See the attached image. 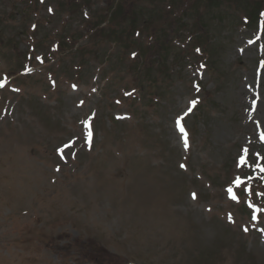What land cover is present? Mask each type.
I'll use <instances>...</instances> for the list:
<instances>
[{
	"label": "rangeland",
	"instance_id": "1",
	"mask_svg": "<svg viewBox=\"0 0 264 264\" xmlns=\"http://www.w3.org/2000/svg\"><path fill=\"white\" fill-rule=\"evenodd\" d=\"M128 2L0 0V264H264V0Z\"/></svg>",
	"mask_w": 264,
	"mask_h": 264
},
{
	"label": "snow or ice",
	"instance_id": "2",
	"mask_svg": "<svg viewBox=\"0 0 264 264\" xmlns=\"http://www.w3.org/2000/svg\"><path fill=\"white\" fill-rule=\"evenodd\" d=\"M250 43H251V41H250ZM37 59L39 60L40 57H37ZM27 70L30 71V69H27ZM0 87H3L2 82H0ZM192 103L194 104L195 101H193ZM253 103H255V102H253ZM189 111H191V109H189ZM186 114L187 113H185V115ZM181 120H182V117L177 118L176 125H177V128L179 129V131L181 133V138L183 139L185 149H187V147H188L187 133L185 132V130L181 124ZM84 124H85V127H88V121H85ZM88 136H89V138L91 137L90 131L88 133ZM261 140L264 141V134L261 135ZM66 147H67V145H66ZM244 151L247 152V149H244ZM246 163H247L246 157L242 155L238 159L237 167L244 166ZM181 167L183 168L184 165H181ZM260 171L264 172V168H260ZM232 183L234 185H236L237 187H239L241 184L244 183V181L241 179L240 176H237ZM244 191L247 192L249 190L247 188H245ZM227 192L229 193L230 199L237 201V202L239 201V197L234 193L233 188L231 186L227 189ZM193 198L194 199L196 198L195 194H193ZM249 206L251 207V205H249ZM253 219H256L255 213L253 214Z\"/></svg>",
	"mask_w": 264,
	"mask_h": 264
},
{
	"label": "trees",
	"instance_id": "3",
	"mask_svg": "<svg viewBox=\"0 0 264 264\" xmlns=\"http://www.w3.org/2000/svg\"><path fill=\"white\" fill-rule=\"evenodd\" d=\"M128 1H129L128 2V5L130 4V7H132L133 6L132 0H128ZM136 1H138V0H135V2ZM108 2H109V6L107 4L105 10H108L109 7H110V9H109V16L108 17H103L102 24L107 23V24L113 25L114 27H117V26L119 27L120 26V22L122 20H120L118 23H117V21H118V19H121L122 18L121 9H122V6H124L125 4H127L126 3V0H108ZM130 15L134 16L133 10L130 12ZM133 19L131 17H129V22L132 21ZM101 25H99V26H101ZM131 29L132 30L135 29V26L133 25V23H131ZM99 32H102V31H99ZM119 34L120 33H118V32H114V31H111L110 30L108 32V34H107V37H112L116 41H119L118 40L119 39ZM135 63H137V62H135Z\"/></svg>",
	"mask_w": 264,
	"mask_h": 264
}]
</instances>
